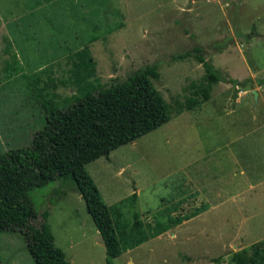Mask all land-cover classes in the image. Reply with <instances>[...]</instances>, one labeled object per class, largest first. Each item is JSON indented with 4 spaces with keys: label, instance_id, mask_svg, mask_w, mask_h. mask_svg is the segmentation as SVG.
<instances>
[{
    "label": "rangeland",
    "instance_id": "374dc122",
    "mask_svg": "<svg viewBox=\"0 0 264 264\" xmlns=\"http://www.w3.org/2000/svg\"><path fill=\"white\" fill-rule=\"evenodd\" d=\"M24 21L21 61H10L5 24ZM198 56L224 78L207 101ZM151 65L172 119L86 167L127 226L113 264H233L234 252L264 239V0H0V154L32 144L44 105L69 107ZM191 99L200 103L179 114ZM29 196L30 224L49 212L68 264H107L75 181ZM0 257L36 264L18 229L0 232Z\"/></svg>",
    "mask_w": 264,
    "mask_h": 264
},
{
    "label": "trees",
    "instance_id": "16d2710c",
    "mask_svg": "<svg viewBox=\"0 0 264 264\" xmlns=\"http://www.w3.org/2000/svg\"><path fill=\"white\" fill-rule=\"evenodd\" d=\"M198 60L206 70L208 86L203 98L207 101L212 85L224 78L211 62L202 56ZM159 75L156 65L146 66L123 82L86 91L69 107L44 105L46 122L32 144L0 154V232L20 230L36 264H68L65 252L56 246L49 212L43 214L40 227L30 224L37 217L30 191L56 180L75 181L105 244L107 264L122 255L120 237L127 226L114 218L86 167L172 119L170 105L153 82ZM199 103L191 99L178 106V113ZM231 260L233 264H264V239L234 252Z\"/></svg>",
    "mask_w": 264,
    "mask_h": 264
},
{
    "label": "crops",
    "instance_id": "0c3cea01",
    "mask_svg": "<svg viewBox=\"0 0 264 264\" xmlns=\"http://www.w3.org/2000/svg\"><path fill=\"white\" fill-rule=\"evenodd\" d=\"M40 8H33V9H29V10H33L32 12H30L29 14V17H31L32 18V20L31 21H29L30 22V24L29 25H33V24H35V14H36V12L39 10ZM16 22V21H15ZM15 22H12V23H3L2 24V28H3V26H4V24H5V26L7 27L6 29V35L7 36H9V37H6L7 39H5V40H2V41H6L7 42V46H6V50H5V48L3 49V51H4V53H8V54H10V55H12L11 56V58L12 59H10V61H13V59H14V61H21V59L19 58V53H18V51H16L17 49V47L16 46H14V45H16V43L20 40V37L23 35V33L21 32V30L24 28V26H25V23L27 24V22L26 21H24V22H20L21 24H19V22L15 25L14 23ZM13 26H17V34L16 33H14V32H12V27ZM19 26H21V30H20V28H19ZM18 35H21L20 37L18 36ZM11 36V37H10ZM14 36H15V40L13 39L14 38ZM6 42H2V43H4V47H5V44H6ZM16 42V43H15ZM14 43V44H13ZM16 47V48H15ZM13 51H16V52H13ZM10 52V53H9ZM13 65H14V62H13ZM17 66H19V65H17ZM23 66V63L20 65V67H22ZM34 84H35V82H34ZM257 92V91H256ZM258 93V92H257ZM258 97H259V93H258ZM231 202V204H233L234 202H232V201H230ZM221 205H225V203H223L222 202V204ZM223 207V206H222ZM129 264H132V263H129Z\"/></svg>",
    "mask_w": 264,
    "mask_h": 264
},
{
    "label": "water",
    "instance_id": "95a60500",
    "mask_svg": "<svg viewBox=\"0 0 264 264\" xmlns=\"http://www.w3.org/2000/svg\"><path fill=\"white\" fill-rule=\"evenodd\" d=\"M253 94L255 95V99H258V93L256 91H253Z\"/></svg>",
    "mask_w": 264,
    "mask_h": 264
}]
</instances>
